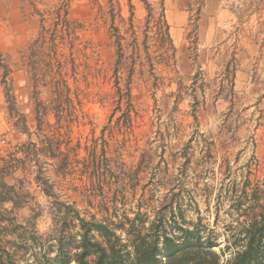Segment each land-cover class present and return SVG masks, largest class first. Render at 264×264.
<instances>
[{"label": "rangeland", "instance_id": "374dc122", "mask_svg": "<svg viewBox=\"0 0 264 264\" xmlns=\"http://www.w3.org/2000/svg\"><path fill=\"white\" fill-rule=\"evenodd\" d=\"M57 1L2 0L0 55L12 69L15 108L0 69V176L25 204L3 206L16 225L2 230V249L14 264H30L39 251L32 230L45 236L65 214L146 231L163 207L177 219L181 211L186 226L198 224L223 247L243 224L254 190L264 189V0L239 11L223 9L221 0L215 9L206 0H147L150 16L141 0H72L82 77L66 83L71 103L59 124L51 89L32 82L22 57L39 29L33 5L46 12ZM162 9L174 52L162 35ZM44 137L58 141L59 159L67 156L61 173L43 156L18 162L22 145L40 147ZM37 166L51 197L36 183ZM77 233L67 232L75 240Z\"/></svg>", "mask_w": 264, "mask_h": 264}, {"label": "trees", "instance_id": "16d2710c", "mask_svg": "<svg viewBox=\"0 0 264 264\" xmlns=\"http://www.w3.org/2000/svg\"><path fill=\"white\" fill-rule=\"evenodd\" d=\"M71 2L72 0H58L53 9L46 12L39 11L33 5L35 15L39 19V29L22 55L23 64L27 67L32 82L36 83L37 87L51 89V103L54 104L52 110L58 119V124L63 114L64 102L71 103L67 97H64L65 90H68L66 83L69 79L79 83L82 77L78 71L81 66L77 63L82 51L77 35L81 25L69 15ZM141 2L150 16V3L147 0ZM159 21L162 25V35L168 42L170 50L174 52L170 25L163 9ZM63 45L69 49L67 53L60 51ZM0 69L6 102L15 108V98L10 87L12 85H8L13 82L12 69L1 59V55ZM37 106H41V103L38 102ZM41 114L42 111L37 108L38 128L41 127ZM23 130L28 131L25 124ZM56 142L59 144L58 141ZM56 144L53 145L52 139L44 137L40 141V147L35 143L22 145L20 153L23 157L18 159L20 166H25L26 162L40 163L39 157L43 156L54 161L56 172L61 173L68 166L67 156L59 159L55 155ZM29 147L33 148L29 149ZM42 150L46 152L42 153ZM93 161L95 160H92V166ZM20 166L14 169L21 168ZM37 168L36 183L41 186L46 197H51L53 186L49 184L48 179L42 178V168L40 166ZM6 176L4 173L2 179L0 177V264H14L16 256L2 249L1 240L2 230L15 226L16 219L10 216L11 211L4 209L3 205L11 203L13 209L19 210L25 204L22 203L16 187L4 182ZM250 202L243 210L245 216L243 224L237 232L232 233L231 239L223 247L208 234L204 236L198 224L186 226L181 211H179L181 222H178L179 219L175 217L173 210H166L167 207H163L158 212L151 227L146 231L133 224L129 229H124L122 224L111 227L112 223L108 225L95 219L82 218L77 211L76 216L72 215L69 219L65 214L61 218V225L45 236H38L36 231L32 230L30 241L39 251L36 252L34 247L31 253L33 263L30 264H264V189L254 190ZM31 212L33 215L27 223L34 228L38 213H34L33 210ZM134 221L135 219L132 220L133 223ZM71 228L78 229V240L74 239V235L67 234ZM121 232L126 236L125 239L122 238ZM18 237H21L24 242L22 245L25 247L27 239L20 235ZM54 249L56 255L51 257V251ZM225 255L229 258L222 262L221 259Z\"/></svg>", "mask_w": 264, "mask_h": 264}, {"label": "built area", "instance_id": "2783aa9c", "mask_svg": "<svg viewBox=\"0 0 264 264\" xmlns=\"http://www.w3.org/2000/svg\"><path fill=\"white\" fill-rule=\"evenodd\" d=\"M259 0H221V7L228 11H239L244 9H253Z\"/></svg>", "mask_w": 264, "mask_h": 264}, {"label": "crops", "instance_id": "0c3cea01", "mask_svg": "<svg viewBox=\"0 0 264 264\" xmlns=\"http://www.w3.org/2000/svg\"><path fill=\"white\" fill-rule=\"evenodd\" d=\"M206 7L208 8V9H210L211 7H213L214 9H215V7H216V4H215V1L214 0H206ZM215 7H214V6ZM188 17V13H184L183 14V18L185 19V18H187ZM0 52H2V0H0ZM1 177V179H2V176H0ZM6 179H7V176L6 177H4V182L6 183V184H8V185H10L7 181H6ZM10 186H15V185H10ZM16 187V186H15ZM6 204H10V205H12L11 203H6ZM6 204H4L3 206H5Z\"/></svg>", "mask_w": 264, "mask_h": 264}]
</instances>
